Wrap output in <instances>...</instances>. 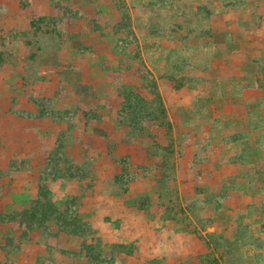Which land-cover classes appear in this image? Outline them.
Returning a JSON list of instances; mask_svg holds the SVG:
<instances>
[{
  "label": "rangeland",
  "instance_id": "rangeland-1",
  "mask_svg": "<svg viewBox=\"0 0 264 264\" xmlns=\"http://www.w3.org/2000/svg\"><path fill=\"white\" fill-rule=\"evenodd\" d=\"M54 16L60 36L31 25ZM261 75L264 0H0V212L27 208L46 170L87 225L0 223V264H264V89L244 90ZM154 82L170 126L131 133L122 93L154 109ZM219 190L237 196L205 202Z\"/></svg>",
  "mask_w": 264,
  "mask_h": 264
},
{
  "label": "trees",
  "instance_id": "trees-1",
  "mask_svg": "<svg viewBox=\"0 0 264 264\" xmlns=\"http://www.w3.org/2000/svg\"><path fill=\"white\" fill-rule=\"evenodd\" d=\"M76 15V13H75ZM50 17L48 18H38L36 20L31 21V25L33 28L36 29V31L43 29L42 23L46 24L48 27L46 30L48 32L52 31L57 36L61 35V29L55 28L57 24V18ZM48 19V21H46ZM56 21V22H55ZM51 27V29H49ZM263 84V83H261ZM251 86V85H247ZM154 98H152V101L156 102V107L154 109H149L147 107L148 101H144L140 96L137 94H134L131 91H124L122 95L125 98V101L122 105V108L120 110V115L122 118V121L124 124L129 125V129L131 133H142L146 130V123L149 122V120L158 121L159 119L164 121V124L168 123V114L166 112V109L164 107V104L162 103L161 96L157 92V86L156 83H151V85L146 86ZM224 88V87H223ZM225 92V88L223 89V94ZM228 99V97H227ZM158 103V104H157ZM160 113V114H159ZM227 121V120H226ZM162 122H160L161 124ZM239 136L241 134H238ZM167 148V147H165ZM171 149H168L170 151ZM67 163L69 161H66ZM61 167V166H60ZM258 170V169H257ZM255 171L253 176L257 174L261 180L262 188H264V173L262 171ZM126 171L122 170L120 174H118L115 177V183L119 185L121 188V193H127L129 190V183H131L132 179H129L128 177L131 176V174H126ZM56 173V172H55ZM52 173V179L49 181L48 176H50L46 170H43V177L46 180V182H42L38 186V193L37 197L29 202V205L27 208L22 210L17 215L14 214H4L0 212V223H3L4 225H7V222L10 221H18L20 227H22V233L21 236L23 238H28L29 234L31 233V230H45L48 228L49 222H54L57 227L62 232L78 235L82 234L86 229L87 225L82 221V218L79 216L77 212V208L75 207V201H66L62 203L61 205H57L51 198L52 195V185L51 182L55 181L56 178L59 177L58 173ZM55 174V176H53ZM67 174V173H65ZM71 177H74L73 174L70 175ZM43 179V180H44ZM253 179V177L251 178ZM233 189V187H230ZM235 190V189H234ZM234 190H231L230 193H225L224 191L219 190L218 192H211V194L207 195L205 202H212L216 199L219 201L217 202V207H223L225 205V202L228 203L231 200V197H236L237 194ZM214 198H213V197ZM206 204V203H204ZM264 210V208H263ZM219 220H224L226 217L222 213H218ZM210 223L212 222V219L208 220ZM218 228V227H217ZM217 233V234H216ZM209 238V248H215L220 249L222 247V244H219L218 241L224 239L223 232L220 233L214 232V233H207L205 235V238ZM210 240L213 243H210ZM226 243V241H225ZM260 243V242H259ZM262 244V242H261ZM264 247V245H262ZM226 247H229V244H226ZM90 252L91 249L88 248L87 254L91 255ZM127 252V248L125 244H115L113 245L112 254H118V253H125ZM110 253V254H111ZM95 260L99 263L105 262L106 259L103 257L102 253H96L94 254ZM113 257V256H112ZM200 259L201 264H222L220 259H218L216 256L212 255V252L209 253H202V255H198L197 259ZM152 261H147V264H151ZM179 264H185L181 259L178 260Z\"/></svg>",
  "mask_w": 264,
  "mask_h": 264
},
{
  "label": "crops",
  "instance_id": "crops-1",
  "mask_svg": "<svg viewBox=\"0 0 264 264\" xmlns=\"http://www.w3.org/2000/svg\"><path fill=\"white\" fill-rule=\"evenodd\" d=\"M257 46L255 45L254 48H256ZM261 48V47H259ZM259 80V81H257ZM254 81V84L251 85V86H246L244 88V90H248V89H254L256 92L257 90H261V89H264V84H261V83H264V75H261L260 76V79H258L256 76L254 77L253 79ZM258 83V84H257ZM247 92V91H246ZM248 93V92H247Z\"/></svg>",
  "mask_w": 264,
  "mask_h": 264
}]
</instances>
